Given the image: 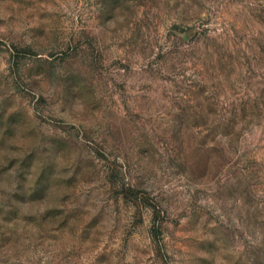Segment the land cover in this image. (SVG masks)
Instances as JSON below:
<instances>
[{"label": "rangeland", "instance_id": "374dc122", "mask_svg": "<svg viewBox=\"0 0 264 264\" xmlns=\"http://www.w3.org/2000/svg\"><path fill=\"white\" fill-rule=\"evenodd\" d=\"M0 264H264V0H0Z\"/></svg>", "mask_w": 264, "mask_h": 264}]
</instances>
